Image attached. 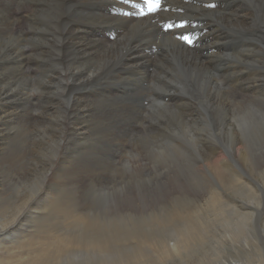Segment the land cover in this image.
<instances>
[{"label":"rangeland","instance_id":"rangeland-1","mask_svg":"<svg viewBox=\"0 0 264 264\" xmlns=\"http://www.w3.org/2000/svg\"><path fill=\"white\" fill-rule=\"evenodd\" d=\"M133 1L134 3L136 2L137 5V7L133 9H138L137 11L139 14L143 9L145 14L142 15V17H146L147 7L143 3V0ZM227 1H235L249 8V4L252 0ZM182 2L183 1L180 0H171L169 3L173 7V4L177 5L176 3L181 4ZM222 2L221 0L217 1L218 5H221L218 7L224 6L225 1ZM253 2L257 5L254 0ZM42 4L43 5L39 6V0H0V5L5 7L7 12L9 11L8 14L10 16L12 15V20L16 21V23L12 25L8 22L5 25L4 21L2 23L0 22V44H3V47L6 48L12 44L15 39H20L22 41L21 47L26 54L25 64L28 65V69L26 68V76L31 79V86H27L28 88L25 86L24 81L14 83L11 88L17 90H15L14 93H12V97L8 99L10 101L21 99V101H23L24 96L26 98V96L29 95L28 98H31L30 103L32 104L31 116L35 121L39 118V112L45 111L46 109L44 104L47 100V93L53 91V88L50 90V87H47L45 84L51 79L50 75L52 73L49 72L48 74L46 71L49 70L50 62L47 60V63L43 61L42 58L40 59V57H38V54L45 48L42 46L44 44L42 41H44L43 39H53V31H56L57 26L61 28L68 27L71 30L74 23L82 18L84 19L83 15H74L72 11H68L65 14L64 20H62L63 22L59 21L58 24L55 20L49 19L51 16L47 18L43 13L40 19H36L40 16L42 10L48 8V5H45L43 2ZM160 5H162V3H160ZM177 6L181 7L179 5ZM246 6H244V8L248 11ZM61 9L63 8L61 7ZM61 9H59V11ZM65 9L68 8L66 7ZM218 10H220V13ZM250 10L253 11L252 9ZM155 12H157V10ZM256 12L259 11L256 10ZM59 13L61 16L62 13ZM213 13H219L221 15L226 13L225 15H228L230 11L222 8L209 9L203 17L200 16L199 9L187 7L182 12L173 15H163L161 22L166 27L168 25H174L170 30L178 29V33L175 34L164 33L155 36L149 32L145 33L140 26H132L121 31L120 37L111 38L109 34L117 27L115 24H101L98 26L103 32L105 31L98 39H102V41L108 39V44L117 43V40L120 39H128V41H130L137 37L138 39L145 38V45L149 41L146 45L149 51L145 49L140 58L141 60L144 59L143 61L148 60L145 55L150 59L155 58L151 60L155 63L157 62L155 69L152 68L153 71L151 69L152 75L145 76V78H147L146 82H138L133 84L131 88H128L124 82L121 81L115 85L117 88L115 90L116 96L108 95L109 97L107 96L104 98L105 101H103V105L109 108V110L113 112L112 114L117 115H115L117 117L115 122L109 125L105 131L107 130V133H109L108 135L116 134L117 136L119 134L118 136H120L121 134L119 132L122 129L123 135H127L124 139L125 141L122 148H111L106 145L105 140L100 141L102 143L104 142L103 145L100 142L98 144L92 143L93 145L91 144L87 148V150H89L87 153L90 164H92L93 168L96 167L95 173L102 171L107 178L103 179V181H97L91 187L89 184L90 181H88L85 186L82 182H80L78 186H64L63 189L56 194L54 200L41 195L39 199L42 203L40 204H43L42 208L45 210L42 212L40 210L35 213L39 217L34 218L33 213L31 216L29 214L28 216L30 217L27 216L19 224L17 223L15 231H13L12 234L10 233L11 235H4L2 238L0 236V264H21L22 262L40 264V258L43 257L40 251H50L51 248H46L50 244L53 245L59 240L68 241L74 238L86 239L87 237H101L104 240L108 239L111 243H109L110 245H108L106 250H96L92 253L91 257L86 258L84 256L75 263L68 262V264H136L137 262L142 264L147 260L152 264L157 262H159V264H186L184 260L179 257L173 258L172 256L171 259L169 257L167 258V256L171 254L166 255L167 252L162 251V249H168L167 246L171 243V240L168 225H163L161 220L163 218L165 219L169 212L177 216L182 210H189L190 212L192 209L196 212V214H192L199 216L201 219L199 224H206V231L202 230V233H207V237L201 245L193 248L194 250L191 251L190 264H199V261H201L200 264H264V91L257 92L259 89H251L249 87L250 81H248L249 83H247V85H244L246 89H241L238 86L236 87V90L238 92L240 91V95L256 100L250 102L246 108L239 111L234 116V120L238 124L237 127L245 132L242 143L244 145V150L247 149V163L242 165L239 162L241 166L239 165L238 175L243 177V181L238 184L231 183L230 180H227L223 185H216L212 182L205 181L203 177L198 175L195 172V165L198 166L200 163L198 157L199 150L196 149L194 141L191 140V136L186 137L187 139L182 136L183 134L177 130L178 128L173 121L176 114L177 116L180 114L179 107L173 104H180L190 99L191 92L181 89L180 84L177 85L175 82V84L172 82L180 78L196 77L199 75V72L207 82V86L210 90V98L212 97V90L216 92L221 89L222 91L226 90V92L228 90V97L224 98V103L221 102L222 104L229 105L242 100L241 98L239 99V97L235 99L231 96L230 90L232 86H229L230 82L228 80L226 81L228 76L224 72L237 64L236 62L234 64L232 63L235 61L233 59L235 54L237 55L239 51H246L252 47L250 44L254 43V41L252 34L249 32H254L255 28L248 26L246 27V31L243 30L245 33H237L229 29L232 28L231 24L228 26L224 23L220 25L217 24L218 26L216 25L212 30L218 28L215 34L220 35L223 42L227 41L225 46L229 48L223 51L224 53L221 52L223 53V56L220 57L221 59L210 64V61L206 62L205 58L188 56L192 51L198 53L207 44L216 41V39L207 38L205 40L204 36L206 33H200L205 25L204 22H215L213 18L215 15H213ZM3 14L5 15L6 13ZM48 15L49 13H47V16ZM45 19L47 21H45ZM182 23L184 27H179ZM87 30L90 31V29ZM181 35L189 37L191 43L187 44L184 40H181ZM35 39H37L38 42ZM176 47L183 48V50H178ZM242 55L244 56V54ZM102 62L103 59L98 61L99 64ZM42 66L44 68H41ZM39 67L40 69H38ZM163 69L164 71L162 72ZM248 70V73L252 72L250 73L252 75L258 73L256 76L257 78H262L264 75V69L258 62L251 64ZM259 70L262 71V73H260ZM155 72L156 76H154ZM158 72L161 73L159 76ZM164 72L167 73L165 74ZM206 75H211V77L208 78L209 80L205 78ZM110 76H117V73H112ZM101 81L96 84L99 87L95 85L94 87L91 86L86 89V91L81 92L80 95H95L96 93H104L103 95H105L108 92V84L112 85L114 84L113 82L117 80L108 77L107 80ZM5 83L7 82L4 81L0 83V89H9L8 84ZM188 86L191 91H194L195 87L193 84H188ZM222 87L224 88L222 89ZM57 88L62 89V87ZM175 88L176 90H181V92L187 96L179 94L178 91L175 92ZM198 90L199 94L204 98L205 90H201L200 87L197 88V91ZM137 91H141L142 94ZM55 92H61V90L57 89ZM90 99H95V97L91 96ZM208 100L212 102L215 101L214 99ZM69 102L70 98L66 94V96L61 98V102H59L56 107L65 106L69 104ZM207 106H210V108L214 110L210 102L207 103ZM193 109L194 108L190 110L187 108L188 112L193 111ZM28 112L30 113V111ZM133 113L136 115L138 114V119L141 117V123L135 125L140 119L137 121L134 115L131 116ZM195 116L196 115L193 117L195 118ZM78 118H80V115L75 113L72 116V122ZM163 118L171 123L168 124V126L154 125V123ZM55 119H60V114L55 112L49 114L48 120L53 124H55ZM15 126L16 125H14V127ZM165 127H167V129ZM50 131L52 132L50 133L52 140L47 146L48 149L43 152L40 151L38 156L34 153L31 154V151L34 150L36 141L33 137L29 136L30 133L27 130V123L23 126L20 125L18 130L13 129V136L17 135L14 140L10 138L7 142L3 143L2 148L4 152L0 155V170L3 173V178L6 183L3 188L6 196V204L2 210L0 208V227L5 225V223L1 221L2 218L9 217L15 213L8 218V220H10L9 222H17L22 214H24L25 210L21 211V207L26 201L28 194L21 193V190L25 189L26 186L32 188L38 181L42 183L39 189L42 188L44 184L43 173L37 172L31 174L30 172L33 171V166L36 165L38 161L48 162L55 154L60 134L56 126L50 128ZM161 132L164 133L163 137L160 136L162 134ZM28 133L29 135H27ZM69 134L72 135L73 132ZM156 135L159 137H156ZM116 136L115 138L119 139ZM209 139L211 138L209 137ZM45 141L47 140L45 139ZM207 143L209 142L200 140V146L202 148L208 147ZM101 145L103 147H101ZM217 145L220 146V143L218 142ZM201 153L202 151H200V154ZM258 156H262V158L254 162V159ZM33 158H37L38 160L35 161ZM135 159H137V161ZM128 161L130 162V167L135 166L139 161H143V163L148 165V169L142 172L137 171L142 168L135 167L127 170V166L129 165L127 164ZM162 167L175 168L180 174L191 178L189 184H185L186 192L183 191L184 188L176 186H174V188L165 186L163 192H159V187L155 183L147 182V180L155 175ZM26 174H31L32 176L29 175L26 177ZM218 194L226 195L228 198L226 204H219L215 200ZM235 210L239 211V213L249 212V218L239 216L234 212ZM79 213H84L85 216L83 220H87L90 224L93 223L94 226L97 227L95 236L91 232L83 233L81 230H67L66 227L68 225L75 224L74 221L77 218L75 216ZM199 213L201 215H197ZM229 233L236 238L231 240ZM256 237L259 238L256 239ZM38 250L39 252H37ZM196 250H198V252H196ZM104 253H110V256L108 258L106 257L105 260L101 257ZM49 255L51 254L47 256ZM139 255L144 256L146 259H135L139 257ZM159 256L160 260L158 259ZM102 259L104 262L101 261ZM51 264H58V260L53 259Z\"/></svg>","mask_w":264,"mask_h":264},{"label":"bare ground","instance_id":"bare-ground-1","mask_svg":"<svg viewBox=\"0 0 264 264\" xmlns=\"http://www.w3.org/2000/svg\"><path fill=\"white\" fill-rule=\"evenodd\" d=\"M170 1L171 0H160V3H162V5L159 9H157V12H152V13L147 12V16L142 17V15L139 14V12L137 11L138 9L137 10L133 9L132 4L131 3L126 4L124 3V0H39V6L43 5L42 4L43 2L45 5H48V8L42 10L40 12V16L37 17L36 19H40L43 13L47 18L51 16L49 19L55 20L56 23L58 24L59 21L64 20L65 14L68 11H72L74 15L75 14L83 15L84 19L82 18L81 20H78L76 23H74L72 25L71 30L68 27L61 28L57 26L56 31H53L54 38L52 37L53 39H43L44 41H42V43H44L42 46H44L45 48L42 49L41 53L38 54V57H40V59L42 58V60L46 61L47 63L48 61L50 62L49 70L46 71L48 72V74L49 72L52 73L50 75L51 79L45 84L47 87H50V90L53 88V91L47 93V100L44 104L46 109L45 111L39 112V118L37 121L33 120L31 116L32 104L30 103L31 98H28L29 95H27L26 98L24 96L23 101H21V99H16L13 101H10L8 99L12 97V93H14V91L17 90V89L13 90L11 88L14 83L24 81L26 87L31 86L30 83L31 79L26 76V68L28 65L25 64L26 54L23 52V49L21 47L22 41L20 39L14 38L15 41L6 48L3 47V44L2 45L0 44V83L6 81L7 83L5 84H8L9 86V89L7 88L0 89V155L3 154L4 152V149L2 148L3 143L7 142L10 138L12 140L16 138L17 135L13 136V129L18 130L20 128V125L23 126L27 123V130L30 133V135L29 133L27 135L33 137L36 141L34 150L31 151V154L34 153L37 156L40 151L43 152L44 150L48 149L47 146L50 144L52 140V137H50V133H52L50 131V128L54 126L58 127V131L60 134L59 143L56 147L54 156L50 158L48 162L38 161L36 165L33 166V171L30 172L31 174L37 172L43 173L44 184L42 188L39 189L42 184L39 181L35 185H33L32 188L30 186H26L25 189L22 188L23 190H21L20 192L28 194L26 197V201L23 203L21 207V211L25 210L24 214H22L21 218L17 222H9L10 220H8V218H10L15 213H13L9 217H4L1 219V221L5 223V225L0 227L1 238L4 235H9L10 233L12 234V232L15 231L16 228L15 226H17V223L19 224L29 214L31 216V214L33 213L34 218L39 217L35 213L40 210L41 212L45 210L42 208L43 204H40L42 203V201L39 199L41 195L44 197H48L51 200H54L56 194L59 193L64 186L67 187L78 186L80 182H82L83 185L85 186V184L88 181H90L89 184L91 187L97 181H103V179L107 178L105 176V173L102 171L95 173L96 167L93 168L92 164H90V160L88 159V153H87V151H89L87 150L88 146H90L92 143L98 144L101 140L103 141L105 140L106 145L110 146L111 148L114 147L122 148L124 144L125 141L124 139L127 137V135L126 134L123 135L122 129L119 132L121 134L120 136H118L119 134L117 136L116 134L108 135L109 133H107V130L105 131V129H107L109 125L115 122V119H117L116 117L117 115L112 114L113 112L109 110V108L103 105V101H105L104 98H106L108 95L116 96L115 90L117 88L115 87V85L121 81L124 82V84L128 88H131L133 84H136L138 82L139 83L146 82L147 78H145V76L150 75L152 73L153 69H155L157 62L155 63L154 61H151L154 60L155 58L150 59L147 55H145V57L148 58V60L146 59H145L146 61H143L144 59L141 60L140 56L143 53V51L147 49L146 45L149 42L146 41L147 43L145 45L144 43L145 38L138 39L137 37L135 39H132L131 37L132 40L130 41H128V39H122L123 41L120 39L121 41L117 40L118 42L113 44H108L109 43L107 41L108 39L107 40L104 39L103 41L102 39H98L105 32V31L103 32L101 28L99 29L98 26L101 24H110V25L115 24L117 26L115 30L112 29L113 31L110 32L109 35L111 38L120 37L119 35L121 31L128 29L129 27L132 26L134 27L140 26L145 33L149 32L157 36L159 34H164V33L165 34L178 33V29L170 30L161 22L163 15L166 14L173 15L178 12L184 11L187 7H193L199 9L200 16L205 15V13L209 11V9L211 10L214 8H222L225 10H229L230 14L228 15H225L226 13L223 15L219 14L220 10H218L219 13H213V15H215L213 16L215 22L203 21L205 25L200 31V33L203 32L206 33V35L204 34L205 40L207 38V39H216V41L211 44H207L198 53L192 51L188 55V56H196L197 58H205L206 59L205 61L206 62L210 61V64L211 63L213 64L214 61L221 59L220 57L223 56L224 53L223 51L229 49L225 46V43L227 41L223 42L221 36L215 34L218 31L217 30L218 28L212 30L217 24L220 25L224 23L227 26L231 24L232 28L229 29L232 31H236L237 33H245L243 32V30L246 31V27L248 26L255 28L254 30L255 33L251 31L249 32L252 34L254 41V43L250 44L252 45V47H250L251 49L249 48V50L247 49L246 51H239V52L237 51L238 52L237 55L235 54L233 56V59L235 61L232 62L233 64L235 62L237 64L233 68L229 70L227 69V71L224 72L228 76V78H226V81L228 80L230 82L229 86H232L230 90L231 96H233V98L235 99L239 97V99L240 98L242 99L241 101L236 100L238 102L229 105L222 104L224 103L223 102L224 98L228 97V93H227L228 90L226 92V90L222 91L221 89L217 90L216 92L212 90L211 92L212 97L210 98L209 87L207 86L206 80L203 79V77L200 75V72L199 75L196 76L197 78L196 77L180 78L179 80H175L172 82L173 84L175 83L177 85L180 84L181 89L191 92L190 99L180 104H173V105H177L176 107H179L180 114L178 113L179 116H177L176 114L174 119L172 116V119L175 122L174 123L175 126H177L178 128L177 130H179V132L183 134L182 136H184L185 138L191 136V140L194 141L196 149L199 150L198 157L200 159V163L198 164V166L195 165V172L201 177H203L205 181H208L210 183L212 182L216 185H223L224 183H226L227 180H230L231 183H235V184L241 183L243 181V177H240L238 175V169H239V165L241 166V164L243 165L244 163H247L246 161L247 149L244 150V145L242 143L245 132L237 127L238 124L234 120V116L236 113L246 108L250 102L256 100L252 98H248L247 96L240 95L239 94L240 91L238 92L236 90L237 89L236 87L238 86L241 89H246L244 85H247V83H249L248 81H250L251 83L249 87L251 89H256V90L259 89L257 92L264 91V75L262 76V78H257L256 76L258 75V73H255L254 75L250 74L252 72L248 73L249 67L251 66V64L255 62L260 63L261 67L264 69V0H254L257 5L254 4L253 0L252 1L250 0L251 3L249 4V8L246 5L243 6L240 5L238 2L235 1L229 2L227 0H221V2L225 1L224 6L222 7H218L221 6L218 5L217 3V1L220 0H180L183 2L181 4L179 3L176 4L181 7H178L175 4H173L172 7L171 4L169 3ZM209 4L214 5V7L207 6ZM244 6H246L248 11L245 10ZM61 7L63 9H61ZM66 7L68 9H65ZM59 9L61 10L59 11ZM250 9H252L253 11H251ZM256 10H258L259 12H256ZM8 12L5 7L0 5V22L2 23L4 21V25L7 24V22L10 25L16 23V21L12 20L11 18L12 15L10 16ZM59 12L62 13L61 16ZM3 13L6 14L4 15ZM47 13H49L48 16ZM45 21L47 20L45 19ZM87 29H90V31ZM179 49L183 50V48H178V50ZM242 54H244V56ZM100 59H103V62L101 64L98 63ZM41 68L44 67L42 66ZM38 69H40V67ZM163 71L164 69L162 70V72ZM112 73H117V76H110V74ZM260 73H262V71H260ZM160 74L161 73H159L158 76ZM154 76H156V72L154 73ZM108 77L115 78L117 81L113 82L114 84L112 85L108 84L107 94L103 95L104 93L103 94L96 93L95 95H84V96L80 95L81 92L86 91V89H88L91 86L94 87L95 85L96 87H99L96 84L101 80H107ZM209 77H211V75L205 76L207 80H209L208 79ZM188 84L194 85L195 87V89L193 88L194 91H191ZM57 87H62V89ZM198 87H200L201 90H205L204 98H202V96L199 94V90L197 91ZM223 88L224 87H222V89ZM57 89L61 90V92H55ZM174 90L175 92L178 91L179 94L186 95L183 92H181V90H176V88ZM65 92L67 96H69L70 98L69 104H66L65 106H61V107H56V105L59 102H61V98L66 96ZM91 96H94L95 99H90ZM208 99L211 100L214 99L215 101L212 102L209 101ZM208 102L211 103V106L214 108V110L210 108V106L209 107L207 106ZM187 108H189L190 110L192 108L194 109L193 111L188 112ZM28 111H30V113ZM53 112L60 114V119L54 120L55 124H53L51 121L48 120L49 114ZM75 113H78L80 115V118L72 122V116ZM172 113H176V112H172ZM193 114L196 115L195 118L193 117L194 116ZM133 115L137 118V121L140 119L135 125L142 122L141 117L138 119L139 117L137 116L138 114L136 115L133 113L131 116ZM164 119L165 118L160 119L159 121L154 123V125L168 126V124L171 123V122H167V120ZM14 125L16 126L14 127ZM165 128L167 129V127ZM70 132H73V134L70 135L69 134ZM115 136L119 139H116ZM160 136L163 137L164 133H162ZM156 137L159 136L156 135ZM209 137L214 141L209 139ZM45 139L47 141H45ZM200 140L203 142H209L207 143L208 147L202 148L200 146ZM218 142L220 143V146L217 145ZM102 145L101 147H103ZM200 151H202L201 154ZM260 158H262V156L256 157L254 159V162ZM33 160L37 161L38 159L33 158ZM135 160L137 161V159ZM140 161L138 162V164H135V166H131V167H130V162L128 161L127 164L129 165L127 166L128 167L127 170L133 169V167L142 168L140 170H137L139 172L147 170L148 165L143 163V161L142 162ZM29 175L26 174V177ZM190 181L191 178L185 177V175L180 174V172L177 169L168 168V167H162L155 175H153L151 178L147 180V182L155 183L159 187V192H163L165 186H171V188H174V186L179 188H184L183 191L186 192L185 184H189ZM5 185H6L5 179L3 178V173L0 170L1 210L6 204V196H5V191L3 189ZM215 200L219 204H226L228 198L224 194L221 195L218 194ZM193 210L194 209H192L190 212L189 210H184V211L182 210V212H180L177 216H175L172 212H169L166 215V218L165 219L163 218L161 220V223L163 225H168V230L170 233L171 243L168 244L167 246L168 249H164V250L162 249V251L167 252L166 255L171 254L168 255L167 258L169 257L171 259L172 256L173 258L179 257L184 260V263L190 264L191 251L194 250L193 248L201 245L203 241L206 239L207 233H202V230L206 231L205 228L206 224L205 223L199 224L201 219L199 218V216H195L194 214H192V213L196 214V212ZM234 212L244 218H249L250 215L249 212L239 213V211L237 210H235ZM197 215H201V214L199 213ZM84 216H85L84 213L83 214L79 213L77 216H75L77 217L74 221L75 224L68 225L66 227L67 230L68 231L81 230L83 233L91 232L95 236L97 227H95L93 223L90 224L87 220L86 221L83 220ZM229 234L231 240L236 238L231 233ZM258 238L256 237V239ZM108 241H109L108 239L104 240L101 237L99 238L87 237L86 239L74 238L73 240H68V241L59 240L56 241L55 244L53 245L50 244L49 246L46 247V248H51L50 251L47 250H46L47 252H45L44 250L40 251V253L43 254V257L40 258L39 263L51 264L53 259L58 260V264H68V262L75 263L76 261H78V259L84 256L86 258L91 257L92 253H94L96 250H106L108 245H110L109 243H111L110 241L109 242ZM81 245H83L84 247ZM37 252H39V250ZM196 252H198V250H196ZM48 254L51 255L47 256ZM109 256L110 253H104L101 257L104 258L105 260L106 257L108 258ZM159 258L160 256L158 257V259ZM135 259L142 260L146 258L144 256L139 255V257H136ZM101 261L104 262L103 259ZM200 262L201 261H199V264ZM29 263L22 262L21 264H29ZM150 263L151 262L147 260L142 264H150ZM154 264H159V262Z\"/></svg>","mask_w":264,"mask_h":264},{"label":"snow or ice","instance_id":"snow-or-ice-1","mask_svg":"<svg viewBox=\"0 0 264 264\" xmlns=\"http://www.w3.org/2000/svg\"><path fill=\"white\" fill-rule=\"evenodd\" d=\"M124 3H126V4L131 3L133 8L137 7L136 3H134L133 0H124ZM143 3L146 5L147 12H149V13L155 12L161 6L160 0H143ZM207 6L214 7V5H212V4H209ZM140 14L141 15L145 14L143 9L141 10ZM167 27L170 29V28L174 27V25H168ZM179 27H184V25H179ZM180 38L183 39L186 43H191V40L189 37L181 35Z\"/></svg>","mask_w":264,"mask_h":264}]
</instances>
